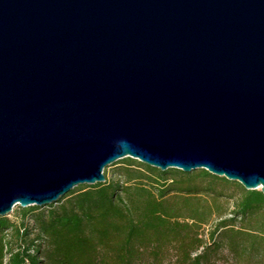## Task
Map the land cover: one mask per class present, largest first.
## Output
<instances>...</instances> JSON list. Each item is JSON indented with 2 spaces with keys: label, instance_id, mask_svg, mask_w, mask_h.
Masks as SVG:
<instances>
[{
  "label": "water",
  "instance_id": "obj_1",
  "mask_svg": "<svg viewBox=\"0 0 264 264\" xmlns=\"http://www.w3.org/2000/svg\"><path fill=\"white\" fill-rule=\"evenodd\" d=\"M124 157L264 193V0H0V216Z\"/></svg>",
  "mask_w": 264,
  "mask_h": 264
},
{
  "label": "trees",
  "instance_id": "obj_2",
  "mask_svg": "<svg viewBox=\"0 0 264 264\" xmlns=\"http://www.w3.org/2000/svg\"><path fill=\"white\" fill-rule=\"evenodd\" d=\"M105 181L0 216V264H264V193L125 157ZM211 224L204 235V226Z\"/></svg>",
  "mask_w": 264,
  "mask_h": 264
},
{
  "label": "rangeland",
  "instance_id": "obj_3",
  "mask_svg": "<svg viewBox=\"0 0 264 264\" xmlns=\"http://www.w3.org/2000/svg\"><path fill=\"white\" fill-rule=\"evenodd\" d=\"M124 158H121V159H119L117 161H119V163H121V162L125 161ZM117 165H119V164L113 165V163H112V164L108 165V168H106V171L108 173V176H110L113 173V171L117 168ZM18 207H19V204H16L13 209L15 211H17L18 210ZM9 217L11 219H15V215L13 213V210L9 214ZM211 224L212 223L204 226V235H205V238L206 239H207V233H208V230L211 227ZM216 264H235V263H234L232 254L227 249H224L222 251V253H221V257H220L219 261Z\"/></svg>",
  "mask_w": 264,
  "mask_h": 264
}]
</instances>
